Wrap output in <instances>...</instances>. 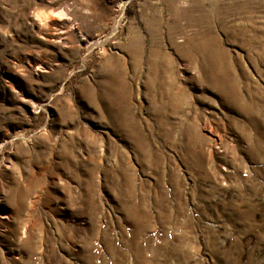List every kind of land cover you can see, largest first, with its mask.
Wrapping results in <instances>:
<instances>
[{
  "label": "rangeland",
  "instance_id": "374dc122",
  "mask_svg": "<svg viewBox=\"0 0 264 264\" xmlns=\"http://www.w3.org/2000/svg\"><path fill=\"white\" fill-rule=\"evenodd\" d=\"M0 264H264V0H0Z\"/></svg>",
  "mask_w": 264,
  "mask_h": 264
}]
</instances>
